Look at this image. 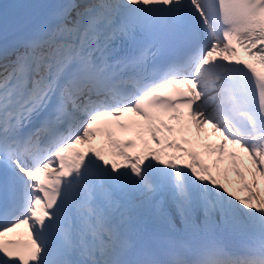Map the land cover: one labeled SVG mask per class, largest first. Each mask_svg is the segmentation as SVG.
Instances as JSON below:
<instances>
[{
	"label": "snow or ice",
	"instance_id": "1",
	"mask_svg": "<svg viewBox=\"0 0 264 264\" xmlns=\"http://www.w3.org/2000/svg\"><path fill=\"white\" fill-rule=\"evenodd\" d=\"M233 41L248 60L233 59ZM253 60L264 68V0L0 4V264H264V198L252 193L264 182V71ZM176 82L189 88L164 94ZM98 122L112 161L76 149ZM193 126L220 137L206 154L227 165L222 178L235 169L246 197L159 139ZM113 130L137 131L141 151L129 155L135 141ZM143 131L183 155L161 158ZM21 227L27 242L10 238Z\"/></svg>",
	"mask_w": 264,
	"mask_h": 264
},
{
	"label": "rangeland",
	"instance_id": "2",
	"mask_svg": "<svg viewBox=\"0 0 264 264\" xmlns=\"http://www.w3.org/2000/svg\"><path fill=\"white\" fill-rule=\"evenodd\" d=\"M202 131L204 132V134H207L208 132H211L212 130H211L210 128H205V129L202 130ZM263 183H264V182H263ZM226 185L229 187L230 190L235 191V190L232 188L230 182H227ZM256 188H258V187H256ZM263 188H264V185H263ZM261 193H262V195L264 196V192H262V190H261ZM237 194H238V192H237ZM258 197H260V196L258 195Z\"/></svg>",
	"mask_w": 264,
	"mask_h": 264
}]
</instances>
